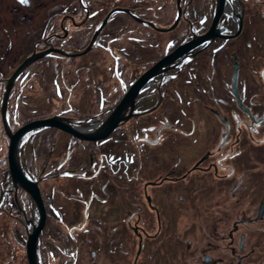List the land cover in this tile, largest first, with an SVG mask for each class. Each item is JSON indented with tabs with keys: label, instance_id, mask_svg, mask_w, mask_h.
<instances>
[{
	"label": "flooded vegetation",
	"instance_id": "flooded-vegetation-1",
	"mask_svg": "<svg viewBox=\"0 0 264 264\" xmlns=\"http://www.w3.org/2000/svg\"><path fill=\"white\" fill-rule=\"evenodd\" d=\"M215 11L216 0H0V264H29L28 236L40 220L30 192L13 180L11 134L54 115L74 133L34 128L17 142L44 213L35 264L247 260V230L264 218V194L247 199L251 148L264 147V37L252 45L245 0L240 12L225 6L216 33L200 40ZM184 44L143 80L122 112L129 118L103 138L82 136L97 134L90 128ZM105 68L114 102L105 106L104 77L100 110L74 108L73 87ZM65 95L66 108L45 109V97Z\"/></svg>",
	"mask_w": 264,
	"mask_h": 264
},
{
	"label": "rangeland",
	"instance_id": "rangeland-1",
	"mask_svg": "<svg viewBox=\"0 0 264 264\" xmlns=\"http://www.w3.org/2000/svg\"><path fill=\"white\" fill-rule=\"evenodd\" d=\"M244 1L245 0H235L234 7L236 12L241 11L242 3H244ZM230 9L231 8H229V10ZM165 13H167V11H165ZM228 13L230 12L228 11ZM169 19H173V13L171 12L169 14ZM227 23L228 27L233 28L236 21H234L232 17H229L227 19ZM247 35L251 36L252 45L257 44L256 42L261 40L262 37H264L263 0H247ZM108 60L109 59H106V62ZM259 63V57L253 60V64L255 65H258ZM255 67L256 66L252 65V75L249 76V78H251L252 83H254L253 77H258L257 72L255 71L256 69L254 70ZM257 68H259V66H257ZM109 74L110 71L106 68L103 70H92V80L89 83L90 85L83 83V81H81L79 84H76L73 87V92L70 96V103L73 105V107L76 109H83L87 111L91 110L94 112L100 110V108H98V89L96 83L100 82L104 77L105 81L102 80L103 84H101V87L106 90L105 93L107 92L106 95L108 99H106L105 101V106L110 103H113L117 92L113 91L112 86L114 84V81L112 80ZM82 77L83 75H80V78ZM67 104L68 101L66 99V95L64 97H60L59 99L53 98L49 100L46 97L44 98L45 109L51 111L52 113L56 112L59 109L66 108ZM262 149H264L262 145H253L251 148V178L255 181V183L254 181L252 182L251 196L247 199H250V201H252V204H254V202L257 203V201L261 199L263 197L262 195L264 194V154ZM51 181V179H49L48 181L43 180L42 186L45 189H48V185H51ZM253 226V228L247 230V251L249 252L247 255V260H245L243 264H264V218L261 221L253 224Z\"/></svg>",
	"mask_w": 264,
	"mask_h": 264
},
{
	"label": "water",
	"instance_id": "water-1",
	"mask_svg": "<svg viewBox=\"0 0 264 264\" xmlns=\"http://www.w3.org/2000/svg\"><path fill=\"white\" fill-rule=\"evenodd\" d=\"M225 7V0H216V11L214 14V18L212 21V25L209 29V32L202 36L200 40H204L208 38V36L213 35L216 33L217 29L215 28L216 23L221 16L223 10ZM241 14L238 15V30L241 26ZM238 32V31H237ZM186 48V44L179 46L175 51H173L171 54L165 56L163 59L158 61L154 66H152L146 73H144L141 76V79L139 82H136L133 84L130 89L126 92L124 98L116 104L110 115L102 122L100 123V129L97 130V134L92 135H82L84 138L87 139H99L103 138L104 136L108 135L109 132L117 125V123L123 119L129 118L131 113L128 115H123L122 112L127 108L128 105H130V109L133 104V97L135 93L138 91V87L143 83V80L148 78L150 75H153L156 73V68H158L160 65H162L164 62L172 61L175 57H177L180 53L183 52V50ZM58 127L65 131L73 132L72 128L65 123V119L62 117H59L57 115L50 116L47 118L31 121L22 127H20L15 133L11 134V140L9 144V150H8V158H9V167L12 173L13 180L19 182L23 187H25L32 197L34 198L36 204L38 205L40 209V220L39 223L35 226L33 231L29 233L28 236V255H29V264H35V244H36V237L41 229L43 223H44V213L42 210V203L39 196V191L37 188V185L35 182L30 181L29 179L25 178L23 175V172L20 168L19 161L17 160V142L19 138L26 132L34 129V128H41V127ZM261 215V212H259L258 216Z\"/></svg>",
	"mask_w": 264,
	"mask_h": 264
},
{
	"label": "bare ground",
	"instance_id": "bare-ground-1",
	"mask_svg": "<svg viewBox=\"0 0 264 264\" xmlns=\"http://www.w3.org/2000/svg\"><path fill=\"white\" fill-rule=\"evenodd\" d=\"M234 2H235V0H227L226 1V5H225L226 6V9H228V8L231 7V9L235 10ZM90 129L91 130H94V129L98 130V129H100V124L95 125V126L91 127Z\"/></svg>",
	"mask_w": 264,
	"mask_h": 264
}]
</instances>
